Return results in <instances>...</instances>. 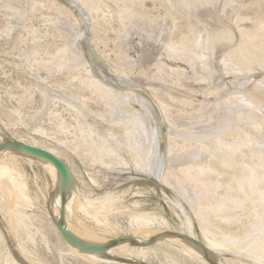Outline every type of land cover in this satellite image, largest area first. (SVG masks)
<instances>
[{
    "label": "bare ground",
    "instance_id": "6f19581e",
    "mask_svg": "<svg viewBox=\"0 0 264 264\" xmlns=\"http://www.w3.org/2000/svg\"><path fill=\"white\" fill-rule=\"evenodd\" d=\"M70 1L73 5L79 3L91 17L92 25L90 26L93 30L91 46L102 41H105L106 44L108 38H103L104 34L109 28L112 33L114 32L110 43H113L115 53L113 52L114 59L111 58L110 61L114 65L123 66L120 71L122 66H119V69L116 66V69L114 68L123 77L128 76L132 69H130L132 61L127 53V45L130 44L125 45L124 42L130 36L131 31L135 32L133 34H138H136L139 37L137 41L141 45L136 42L139 46H142L145 41L146 44H150L147 40L154 41L155 44L160 45L158 52L164 54L167 60L180 61L187 66L188 69L167 66L163 62H159L161 57L155 63L154 58L151 59L154 64L149 62L148 65L150 64L152 67L151 64H153L156 69L153 70V73L155 71L158 73L151 77L159 79L164 77L165 79L162 78L164 79L162 87L166 82L172 83V85H174L173 83L178 86L182 85L181 88L186 87L187 83V85H183L186 79H189L188 82L190 80L194 83L200 82L198 84L201 82H212L213 84L217 77L224 74L244 78L254 73L256 75L260 71L264 72V0ZM147 1L151 2L150 6L146 5ZM29 2L31 13L41 8L58 11L56 17L45 18L56 31L59 30L56 21L72 15L67 9L66 11L58 9L59 7L57 8L56 5L58 2L55 3L54 0H30ZM13 4L11 0H0V6L8 10L10 18H17L21 24L27 18V13L22 8L26 4L17 6L18 8H15ZM17 4H19V0ZM159 9L162 11L160 12ZM153 10H156V13ZM71 17L73 18V16ZM6 21L5 26L1 29L2 34H8L15 26L13 21ZM71 21L70 24H72ZM114 22L115 26L112 24ZM75 23L73 26H77L78 23ZM64 24L63 22L61 25ZM61 27L63 28V26ZM53 28L52 30H54ZM62 32L65 33L61 34L58 31L60 42L56 43L53 41V35L48 32L52 41H49L48 34L37 35L34 31L30 38L31 43L29 46L26 44L27 48L26 39L20 37L19 34L16 41L20 45L19 51L16 53L20 60L18 62L28 68L29 75H33L40 81L33 84L34 87H39L40 102L44 106L41 105L36 112L34 111L35 113L32 112L33 114L22 111L26 107V102L32 101L34 93L31 88L32 82L31 85L29 83L21 84L19 80L22 91L16 98V105L4 113L6 120L10 119L15 123L18 119H12L13 115L21 120L22 117L39 118L40 124L33 128L34 134L52 136V134L63 133L64 139L59 137L57 142L72 150L84 165L96 166L98 169L95 172L107 169H113L114 172L116 171L114 169H118L120 172L122 169L127 170L129 167H133L136 169L135 171H146L156 175L166 187L173 189L176 195L175 200H172L173 204L170 205L171 209L172 205L179 208V211H175L173 208L179 222L175 228H172L159 212L140 208L139 200L125 204L120 200V196L114 197L110 193H104L94 199L85 196L78 198L77 196L81 194L71 184V175L62 195L59 190V174L50 161L26 154L22 150L3 146L4 143L1 141L3 137L0 135V193L4 212L8 218V228L15 238L17 245L15 247L18 248L16 250L19 251L20 257L28 263L35 261L36 256L31 259L28 254L29 249L24 245L25 239H30L33 245L43 240L47 244L48 250L51 249L48 242H52L53 252L45 254H49L48 257H50V262L47 264H103L107 258L111 259L109 260L112 261V264H151L148 249L152 247L142 246L138 242L134 244L125 238L136 242L158 236L173 246L171 251L163 250L166 254L167 262L165 264H185L184 260L187 258H183L185 253L180 249L182 248L180 246L188 248L187 243L193 247V253L195 252L208 264H264V98H262L264 79L254 83L253 91H249V93H247V89V91L240 90L241 87L238 88L240 92L234 93L233 91V94L228 95L226 99H220L219 93L218 99L208 109L204 106V101L199 100L202 103L193 107L191 100L184 99L186 97L180 98V96V99L175 97L173 99L171 96L174 100L171 104L172 101H169L171 99H169L168 93L163 91L165 89L155 88L149 82L169 127L166 154L163 155L156 151V147H158L157 129L149 104L134 93L132 94L131 90H128L129 93H125L127 91L123 92L119 87L109 86L104 81L93 78L89 67L85 66L88 63L78 60L82 57H79V48L77 49L75 45L79 31L74 32L77 35L75 34L73 40H69L70 36L69 33H66L67 31L62 30ZM101 33L102 35H99ZM133 34L131 35L133 36ZM44 35L48 41H41ZM72 36L74 37V35ZM22 43L25 48L21 46ZM106 46L108 45L106 44ZM143 46L145 45L143 44ZM139 49L141 50V47ZM150 49L152 51L151 47ZM41 50H43V54L40 53ZM147 51H149L148 48L146 51L144 50L146 54L149 53ZM144 52L142 55L145 54ZM153 52L155 53V51ZM139 53L141 54V51ZM217 53H219L218 57L215 58L214 54ZM105 59H108L106 53ZM214 59H217L216 62L219 64L217 70L213 66ZM138 65L136 66L135 63L136 67ZM91 68H93L92 65ZM133 68L135 69L134 66ZM145 68L139 67L141 70ZM54 73H60L65 77L62 81H59L61 79L58 78V82L53 83ZM159 75L163 76L160 78ZM119 76L114 78L117 79L116 86L123 83V78ZM49 78L53 79L52 83L49 82L50 85ZM215 78L216 80H214ZM55 80H57L56 77ZM155 80L157 82V79ZM220 80H217L216 83H219ZM140 81L138 82L142 83ZM240 82H236V84ZM147 84L146 86H148ZM212 84L210 83L208 87ZM232 86L234 87V85ZM194 87L198 88L196 85ZM223 87L226 88V86ZM169 88L171 89L172 86ZM195 88H193L194 91H196ZM145 89L147 90V88ZM202 89L204 91L206 88ZM53 90L56 92L52 93ZM86 90L91 96L84 95L83 92ZM158 90H162L161 92L168 95L166 97L168 100L158 97ZM217 91L215 87L207 90L208 93ZM161 92L159 95L164 96ZM88 99L91 103L104 100L107 113L98 110L89 111L101 119L98 124L90 123L86 119L90 106L87 102ZM129 99H135L142 109L136 111L127 104H121L122 102L127 103ZM59 102L64 105L65 110L69 111V119H66L60 108L57 107ZM222 103L226 110L220 115ZM176 104L180 105V108H177L179 114L174 117L170 111L171 108L177 107ZM182 104L189 106V109L181 107ZM49 105L52 107L48 110ZM172 105L174 106L172 107ZM184 114L188 117L186 118ZM42 120L51 122L52 125L44 127L41 124ZM103 123L105 126L102 125ZM200 124L205 125L200 127ZM222 125L225 127L219 131L218 128H221ZM114 126H117V132L113 130ZM16 138L19 143L43 149L62 159V152L59 150L61 148H58L57 145H44L39 139L33 138L25 140L21 135H17ZM20 159L32 167L36 166L43 172L45 181L48 183L47 192L42 191L47 208L50 209V212L47 211L48 213L45 214V219H41L40 215L28 212L32 208V199L26 176L19 163ZM68 169L70 173L73 170L70 167ZM95 175L89 174L88 176V180L93 185L97 183ZM113 178H115L114 175ZM87 183L85 182V184ZM180 199L188 203L200 229L203 238L202 244L209 253L202 251L190 240H196L192 229V219L182 208ZM60 208H63V225L66 229L86 243L105 246V250L102 252L83 251L67 242L58 229ZM74 209L81 210L82 219L79 218L80 215L75 219L81 226L76 225L71 219V216L76 214ZM43 219L46 221V225L42 224ZM83 219L89 224L87 225ZM120 219H124L130 227H134V230H130L125 237L115 238L112 233L116 228H119ZM31 231H33L32 235ZM19 234H25L26 238H20ZM36 235H39V239L36 238ZM3 236L0 230V264H19L17 259L10 255V251L8 252V248L3 242L5 240ZM114 240L117 241L114 242ZM177 245H180V248H177ZM224 252L235 258H224L222 256ZM188 255L187 257H189ZM40 262L38 261V263Z\"/></svg>",
    "mask_w": 264,
    "mask_h": 264
},
{
    "label": "rangeland",
    "instance_id": "374dc122",
    "mask_svg": "<svg viewBox=\"0 0 264 264\" xmlns=\"http://www.w3.org/2000/svg\"><path fill=\"white\" fill-rule=\"evenodd\" d=\"M29 1L30 0H27V1L26 0H19V4H17L18 0H11L12 4L14 3L13 6L15 8L22 6L24 3L26 4V5H23L24 7H22V8L26 11L27 18L21 24L19 23L20 21L17 18H14V17L10 18V16L8 15V10H6L5 8L0 6V32H1V29H3V26H5V24L7 22L6 20H9L10 22L13 21L12 23L15 25L14 28L10 32H8V34H2V32L0 34V135L3 137L1 141L4 144H6L8 142H17V140H18L16 138L17 135H21L25 140H30L31 138H33V139H39L40 141L43 142L44 145H48V146L49 145L50 146L51 145H57L58 148L62 149V150L59 149L62 152V159L61 160L66 164V166L73 169L70 173L71 179H72L71 184L74 185V187L79 192V194H81V195L77 196L78 198L81 196H85V197H89L91 199H94L98 196L104 195V193H110V195L114 196V197L120 196V200L125 204H131V202H133L135 200H139L140 208L145 209V210H149V211L159 212L167 220V222L171 225V227L175 228V226L178 224L179 221H178L176 214L174 213V210L179 211V208L174 207V205H172V209H171L170 204H173L172 200H175L174 198L176 195H175L173 189L166 187L160 181V179H158V177L156 175L154 176V174L146 172V171H140V170L135 171L136 169H134L133 167H129V168H127V170L122 169L123 171L120 170V172L118 171V169H114L117 172L112 171L113 169L112 170L107 169L106 170L107 172L106 171L95 172L98 169L96 166L84 165L83 162H81V159L79 158V156L75 155L72 152V150H70L69 148L63 147L59 142H57V138H59V137H62V140L64 139L63 133H58L56 135L52 134V136H39V135L34 134L33 128L40 124L39 118L22 117V120H21L16 115H13L12 119H14V118L18 119L15 123H13V121L10 119L6 120V116L4 115V113L8 109H10L16 105V98H17V96L20 95V93L22 91L21 84H28V83L30 84L32 82L31 88H32L33 93H34L32 101L26 102V104H25L26 107L24 109H22V111L23 112L27 111L29 114L30 113L33 114L42 105V103L40 102L41 93L39 92V87H34V84H36L40 81L36 77H34L33 75H31V74L29 75L28 74V68L25 65H20L18 62L20 60H18L19 58H18L16 53L19 51L18 48L20 45L18 43H16V41H17V38L19 37V34H20V37H23L26 39L25 40L26 43L25 42L24 43H25V45L28 44V46H29V43H31L30 38L33 36L34 31L36 32L37 35H42L40 33H43L46 35L49 33V34L53 35L52 38L54 40L51 39V35H49V34L47 35V37L49 38V41L53 40L56 43L60 42V38L58 39V35H59L58 31L61 34L65 33V32H62V30L67 31L66 33H69L68 35L70 36L69 40H73L75 38V36L78 34V36L76 38L75 45H76L77 49L79 48L78 49L79 50V57L80 56L83 57V59H82V57H80V59H78V60H81V62L83 61L85 63L86 62L88 63V65L85 64V66L87 68L89 67V70L91 71L93 78L98 79V80H102V81H104L105 84H107L109 86L111 85L113 87H117V88L119 87L120 89L123 90V92L127 91L125 93H129L128 90H131L130 92H132V94L134 93L138 98L144 99L149 104L151 112H152L154 119H155L154 125L156 126V129H157V136H158L157 146L158 147H156V151H157V153L163 154V155L166 154L167 142H168L167 140L169 138V136L167 134L168 133L167 130L169 131V127H168V124L166 123L167 119H165L163 114L161 113L158 102H156L157 99H156V97H154L155 95H153L154 92H152V87H151L152 85L155 88L160 87V89H162V90L165 89L163 91H164V93H166V92L168 93V95L170 97L169 99H171L169 101L170 102L172 101L171 104H173V102H174V100H173L174 97L178 98V99H180L182 97H186L184 99L191 100V102H193L192 103L193 107L199 106V103H202L204 101L203 102V103H205L204 106L206 107V109H208L211 107V104L213 102H215L216 99H218L219 96H220L219 97L220 99H226L228 97V95L233 94V91H234V93H236V92L238 93V92H240V90H243V89H244V91L248 90L247 93H249V91H253V88H252L253 84L256 83L257 81L264 79V72L260 71L259 73H256V75L254 73L249 77H244V78L241 77L242 79L239 77H234V76L229 75V74L221 75V76L217 77V80H220V78H222L219 82L220 85H222L221 86L222 88L220 87L219 83H216V82H218L216 80V78L214 79L216 81L215 82L213 81V84H212V82H210L212 84V86H209L210 88L208 87V85H210L209 82L208 83L207 82H204V83L201 82V84H198L200 82L194 83L191 80L188 82L189 79H186L183 82V85L188 84L186 87L183 86L181 88L182 85L178 86L177 84L173 83L175 85L174 86V85H172V83H169V82L165 83V84L168 83L167 84L168 86L164 84L162 87L161 84L164 83L163 80L165 79L164 77H162L163 75H159L160 78L161 77L164 78V79L161 78L162 81H160L161 79H159V78H152L151 77L154 74H158V73H156V71H155V73H153L154 72L153 70L155 69V66L153 64L156 61H158L160 59V57H161V59L159 60V62H163L167 66H173V67L179 66L180 68L181 67L187 68V66L183 62H180V61L167 60V58H165L164 54H162V53L160 54V52H158L159 48H160V47L158 48V46H160V45L158 43L155 44L154 41L150 42V40H147V42L150 44H146V41H145L144 43H142V46H139V45H141V43H139L137 41V40H139V37H137L138 34L137 33H136L137 35L133 34L135 32L131 31L130 36L128 33L129 37H127V39H125L124 42H125V45H127V44L131 45V46L127 45L128 46V50H127L128 52L127 53H128L130 61H132L131 62L132 65L130 67V69L131 68L132 69H131V73L128 74V76H126V77L124 76L125 77L124 78L121 73H119L118 71H115L116 68L119 69L122 65H119L120 66L119 67L117 65H114V63L112 61H110L111 58L114 59L113 57H114V53H115V47L113 46V43H110L112 38L114 37V32L112 33L110 28L108 29V31H106L107 33H105L104 37H103V38H108V42H106V44L108 46H106V44L104 43L105 41L104 42L103 41L97 42L99 44L95 43V45L93 44L94 46H91L90 41L93 38V35H92L93 30H92L90 25H92L91 24L92 20H90L91 19L90 15L87 14L86 10L84 8H82V6L79 3L77 5H75V4L73 5V3H71L70 0H54L55 3L58 2V3H56L57 8L59 7L58 9H60L62 11H66V9H67V11H69V13L72 14L71 16H73V18L75 17L74 20H76V21H74L71 16L68 18L62 17L60 20L56 21L57 27L59 29L58 31H56V29H54L52 27V25H50V23L48 24L49 21H46L45 18L50 19L52 17H56L58 11L57 10H47L45 8H41L40 10L34 11L31 13L29 11V3H30ZM245 1H248V0H245ZM150 4H151V2H149V1L146 2L147 6H150ZM159 11L161 12L162 9H159ZM153 12L156 13V10H153ZM70 18H72V19H70ZM80 18H81L82 22H81ZM68 19L70 21L72 20L71 21L72 24L69 23L70 21ZM63 22L65 24L61 25V24H63ZM75 22H77L78 24ZM74 23L77 24V26H75V25L73 26ZM69 24L72 26H70ZM112 24L115 26V22ZM68 25L70 26V29L73 28V30H70ZM107 25L110 26L109 24H107ZM61 26H63V28ZM65 26H66V28H65ZM85 26H86V30H85ZM60 27L62 28L61 30H60ZM52 28L54 30H52ZM90 28H91V30H90ZM15 29H17V30L15 31ZM64 29H67V30H64ZM22 31H24V32H22ZM68 31H70V32H68ZM72 31H74V32L79 31V32L78 33L76 32L77 33L76 34ZM70 33L72 35H74V37ZM131 34H133V36ZM46 35H44L42 37L41 41H44V42L48 41V38H46ZM99 35H102V33ZM24 36H26L27 38ZM67 38H68V36H67ZM84 38H86V39H84ZM104 40H107V39H104ZM126 40L128 43L126 42ZM136 41L138 42L139 45L137 44ZM24 43H22V45H21L22 47L24 46L23 48H25ZM143 44L145 46H143ZM111 45H112V47H111ZM148 45H151V46H148ZM28 46L26 45V48ZM140 47H141V50L139 49ZM150 47L152 48V51H151ZM147 48L149 50L147 52H149V53L146 54V52H144V50L146 51ZM12 50H14V51H12ZM41 51H40V53L43 54V50H41ZM104 51H105L106 57L108 59H105ZM140 51H141V54L139 53ZM142 51L146 55L145 54L142 55V53H143ZM153 51H155V53ZM151 52H153V53H151ZM156 52H158L157 55H156ZM139 54H140V59H139ZM149 54H151L150 57H149ZM218 54L219 53L214 54L215 58L218 57ZM84 58H85V60H84ZM151 59L154 60V63H153V60H151ZM141 60H143V61H141ZM216 61H217V59H214V63H213L214 65L213 66L217 70L219 68L218 67L219 64H217ZM133 62H134V64H133ZM149 62L153 63V64H151L152 67L150 66V64L148 65ZM135 63H136V66H137V64H139L138 67L135 66ZM215 63H216V65H215ZM91 65L95 69L91 68ZM115 66H116V68H115ZM133 66L135 67V69L133 68ZM143 66H145L147 68H145ZM139 67L142 69L145 68L144 69L145 71L139 69ZM150 68H151V70H150ZM121 69H123V66L119 69V71ZM133 69H134V71H133L134 73L132 72ZM148 69H149L150 73L148 72ZM138 71H140V72H138ZM140 73H142V74L140 75ZM54 74L55 75H53V76H55L57 78V80H55V77H54V81H53V79H52L53 76H52V78L48 79V83L51 81H53V83H55V81L58 82V78L61 79L59 81H62L65 77L64 75H62L60 73L59 74L54 73ZM119 74H120V76H119ZM132 74H133V76H132ZM61 75L63 76V78ZM98 75H99V77H98ZM116 75L123 78L122 82L123 83L125 82L124 83L125 85L122 83L121 85L116 86V80L117 79L116 80L114 79L115 77L118 78ZM150 77H151V79H150ZM232 78L235 82L233 80H231ZM103 79H105V80H103ZM155 79H157V82H155L156 81ZM137 80L138 81L141 80L140 82H142V83H139ZM237 80H239V81H237ZM251 80L254 82H252ZM18 81L21 82V84H19ZM151 81H153V82H151ZM248 81H249V83H248ZM149 82L152 85H149L150 84ZM222 82L223 83L225 82V83L223 84ZM236 82H240V83L236 84ZM244 82L246 83L245 85H244ZM233 83H235V84H233ZM112 84H114V85H112ZM146 84L148 86H146ZM169 84H171V85H169ZM231 84L234 85V87ZM49 85H50V83H49ZM194 85H196L198 88H195ZM171 86H172V88L170 89L169 87H171ZM188 86H189V88L192 86L193 88H195L196 91H194V89L192 87L190 89L187 88ZM223 86H226V88ZM235 86L237 87V89H235L236 88ZM150 87H151V89H149ZM214 87L217 88V90H218L217 92H215V93H211V92L208 93L209 91L207 92V90H209V89L211 90L212 88L214 89ZM239 87H241L242 89L240 88V90H239L238 89ZM145 88H147V90ZM202 88H206V89H204V91H203ZM220 88H221V90H219ZM232 88H233V90H232ZM179 89H181V90L179 91ZM188 89L192 90V91H189ZM162 90L157 91V92H159L158 97L166 98L168 95H166L167 93L164 94L163 92H161ZM186 90H188V91H186ZM184 91H186V92H184ZM55 92H56V90L52 91V93H55ZM86 92H87V90L83 92L86 97L91 96V95H89L90 93H88L89 91L87 93ZM160 92L163 93L164 96H162V94L160 96L159 95ZM180 92H181V94H180ZM189 92H190V94L192 92H194V93H192L193 95L192 94L190 95ZM203 92H206V93H203ZM184 94H186V95H184ZM188 94H189V96H188ZM218 94H219V96H218ZM171 96L173 97V99L171 98ZM179 96H180V98H179ZM190 96H192L193 98H189ZM262 98H264V95ZM166 99L168 100V98H166ZM199 100L202 102H200ZM207 101L209 103L210 102L211 103L209 104ZM87 102H89V104H90V106H89L90 109L88 108V112H87L88 114L86 115L87 121L90 123H94V124L100 123L101 119L99 117H97L96 115L89 113V111L90 110H98L100 112L107 113L106 107H104L105 105L103 103L104 100L98 101L99 103L98 102L97 103H91L90 100L88 99ZM136 102L137 101L135 99H129V101H127V103L122 102L121 104L122 105L127 104L130 107H133V109H135L136 111H140L142 108H141L140 104H138V102L137 103ZM195 102L198 104H196ZM194 103H195V105H194ZM177 104H181V103H177ZM177 104H176V106H177L176 108L173 107L174 105H172L173 108H171V111H170V114L172 116L174 115V117H176L179 114V110L177 111V108L180 105L178 106ZM220 104H221V102H220ZM42 106H44V105H42ZM224 106L225 105L223 103L220 106V111H219L220 115L223 114V112L226 110V107H224ZM51 107L52 106H50L48 108V110ZM57 107L60 108L64 117L66 119H69V115H68L69 111L64 109V105L61 102L58 103ZM181 107L187 108L186 110L189 109V106H187L185 104H182ZM91 108H93V109H91ZM101 109H102V111H101ZM184 116L186 118L188 117L186 114H184ZM71 121L73 122V120H71ZM41 124H43L44 127H49L52 125L51 122H45L43 120L41 121ZM102 125L105 126V123H103ZM204 125L205 124H200V127H202ZM222 126H220L221 128H218L219 131L221 129H224L225 125H222ZM113 130L117 132L118 131L117 126H114ZM19 163H20V166H21V168H22V170L26 176V179L28 182L29 194H30L31 199H32V206H31L32 208H30V210L28 212L31 214L40 215V217L42 219V218H44L45 214L48 213L47 211L50 212V209L47 208L46 201H45L43 194H42V191L47 192L48 183H46V181H45V177L43 175V172H41L36 166L32 167L31 165H29L27 162H25L22 159H20ZM89 174H94V175L96 174L95 175L97 178L96 185L91 184L90 181L88 180ZM107 174H111V175H107ZM113 175L115 178H113ZM111 176L113 179L111 178ZM83 180L85 182H88V183L87 184H85V182L83 183ZM180 204H181L182 208L191 216L192 229L195 233L196 240L202 243L203 238H202V235L200 233V229H199L198 224L195 220V217L193 216V214L190 211L188 203H186L185 200L183 201L182 199H180ZM173 208H174V210H173ZM74 210H75L76 214L73 213L75 215L72 214L73 216H71V219H73V222L76 225L81 226V224L78 223L79 221L75 220L76 216L78 217L79 215H80L79 218L82 219L83 216H82L81 210L80 209H74ZM44 219H43L42 224L46 225L47 223ZM83 221L85 222V219H83ZM85 223L87 225L89 224L88 221H86ZM118 225H119V228H116L115 231L112 233V235L115 238L125 237L129 234L130 230L131 231L134 230L133 229L134 227H130L125 222L124 219H120ZM0 230L2 231V234L4 235L3 238L5 240H3V242L6 244V246L8 248V252L10 251L9 252V253H11L10 255L11 256L13 255L14 259H17L19 264H26V263L27 264H44V263L47 264L48 262H50V257H48L49 254L48 255H45V254L53 252V247H52L51 241L48 242L49 247L51 248L50 250H48V246L43 240H40L36 243V245H33V243L30 241V239H25L24 245L29 249L28 254L31 257V259H34L33 256H36L34 259L35 261L33 260L34 261L33 263H28V262L24 261L22 259V257H20L19 251H17L18 248L15 247V246H17L15 238H13L12 233L10 232V229L8 228V218H7L6 213L4 212V206H3L1 193H0ZM30 234L32 235L33 231H31ZM22 237L26 238L25 234L20 235V238H22ZM36 238L39 239V235H36ZM139 241L140 240L133 242V243L135 244L138 242V243H141L142 246L146 245V246L152 247L151 249H148L150 259H151V261H150L151 264H165L167 262L165 259L166 254H164L163 250L168 249L169 251H171L173 249V246L171 244H169L166 240H164L162 237L154 236L153 238L149 237L146 239H142L140 242ZM179 246L177 245L176 247L177 248H180V247L183 248V249L180 248L185 253L183 258L184 259L187 258V260H188L187 261V260H184L182 258L184 260L185 264H208L207 261H204L203 258L198 256L195 252L193 253L194 249L192 250L193 247L191 245H189L188 243H187L188 248H184L183 246L179 247ZM189 246L191 249L189 248ZM16 248H17V250H16ZM158 248H161V249H158ZM187 255L189 257H187ZM222 256L224 258H228V259L235 258L233 255H231L229 253H225V252L222 254ZM36 258H38V259H36ZM109 259L110 258H107L106 260H104L103 264H112V261H110L111 259L110 260ZM37 260L41 261V262L38 263Z\"/></svg>",
    "mask_w": 264,
    "mask_h": 264
},
{
    "label": "water",
    "instance_id": "95a60500",
    "mask_svg": "<svg viewBox=\"0 0 264 264\" xmlns=\"http://www.w3.org/2000/svg\"><path fill=\"white\" fill-rule=\"evenodd\" d=\"M5 147H12L18 150H22L26 154H30L33 156H37L40 158H43L45 160L50 161L56 168L58 174H59V190L60 194L63 195L64 190L70 180V171L66 164L50 152H47L43 149L36 148L27 144L19 143V142H8L6 144H2ZM64 220V212L63 208H60V221L58 223V229L61 233V235L65 238L67 242L70 244L76 246L80 250L83 251H89V252H102L105 250V246L100 245H93L86 243L82 240H80L78 237H76L72 232H70L68 229H66L63 225ZM126 240H129L130 242H134L130 238H125ZM196 246L202 249L205 253H209L206 247L199 241L190 239ZM117 240H114L116 242ZM113 242V243H114Z\"/></svg>",
    "mask_w": 264,
    "mask_h": 264
}]
</instances>
